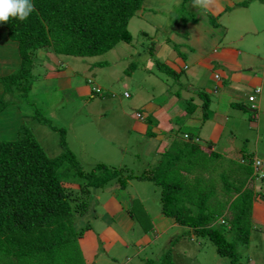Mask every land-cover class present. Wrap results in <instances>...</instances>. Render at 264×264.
Masks as SVG:
<instances>
[{"label": "rangeland", "instance_id": "374dc122", "mask_svg": "<svg viewBox=\"0 0 264 264\" xmlns=\"http://www.w3.org/2000/svg\"><path fill=\"white\" fill-rule=\"evenodd\" d=\"M197 10L200 8L193 6V0H175L170 8L157 16L158 20H163L160 24L150 21L149 16L140 10L129 24L132 43L121 42L107 53L92 57L59 55L53 63L56 65L53 70L42 62L44 53L39 50L32 66L34 87L30 96L25 98L15 89L6 96L11 103L0 113V140L18 138L22 135L19 134L21 130H30L49 156H60L67 148L86 171L102 163L112 169H123L124 175L127 172L149 175L160 170L166 181L185 185L191 182L193 173L201 176L204 171L201 168L208 165V158L201 148L208 147V142L204 141L208 139V131L204 129V139L200 138L201 130L199 133L194 128L195 132H191L184 120L187 115L179 108L182 106L178 98L185 96L187 87L178 83L177 78L189 72L181 71L175 76L158 65L162 61L167 66L168 50L162 48L164 43L173 44L180 55L192 50L186 37L191 38V29L198 28L190 23L199 19V15L194 14ZM153 25H162L165 29ZM1 30L6 33L4 28L0 27ZM165 51L166 58L163 56ZM58 60L64 61L66 67H60ZM183 60L181 57L177 61ZM69 65L67 71L70 70V75L65 73ZM19 67L17 42L0 34V75ZM238 82L227 79L225 84L237 86ZM83 86L87 89L86 95L77 92L78 87ZM97 89H100L99 93L95 92ZM251 90L250 86L241 89ZM258 90L262 93L261 87L254 89ZM3 91L0 84V99ZM250 96L255 97L253 103L259 101L255 92L248 99ZM218 97L213 94V101ZM145 101L158 103L160 116L170 119L152 120L149 110L141 106ZM239 103L232 107L235 110H231L234 127L230 139L235 152L231 153L230 161L235 168L230 190L233 194L245 196L255 194V190L262 186L264 194V179L257 178L254 169L241 162L243 153L251 152L254 158L264 161V110L250 103ZM202 108L204 111V106ZM41 119H46L47 123ZM184 131L195 133L196 138L191 140L188 135L189 139L185 138ZM62 136L67 142L66 148L61 144ZM167 151L171 153L167 154ZM74 168L70 161H66L58 174L72 191L73 202L84 199L88 206L84 212L78 211L74 220V230H83L82 235L67 233L56 243L54 259L45 258L47 255L42 252L12 259L5 252L0 256L2 264L26 263L28 260H45L44 264L47 260H54L55 264H144L148 258L158 261L165 257L176 264H232L227 257L219 255L211 239L190 234L188 227L175 225L172 217L163 214L160 208L161 185L145 178H131L125 184L112 178L105 187L91 188L85 196L82 185L87 183L88 177L75 174ZM223 173L227 175L229 171L223 170ZM201 180L199 177L194 183V189L202 192L197 200L200 204L207 196L212 197L210 192L217 187L224 190L221 180L206 186ZM210 185L214 187L209 188ZM232 203L230 213L222 220L219 218L221 214H217L215 219L219 221L215 223L228 224L229 217L236 216L242 200ZM191 206L194 205L191 203ZM252 221L250 212L243 219L244 226L252 232L250 243L247 246L237 244L236 248L248 264H264V225L252 230ZM237 227L242 224L238 223Z\"/></svg>", "mask_w": 264, "mask_h": 264}, {"label": "trees", "instance_id": "16d2710c", "mask_svg": "<svg viewBox=\"0 0 264 264\" xmlns=\"http://www.w3.org/2000/svg\"><path fill=\"white\" fill-rule=\"evenodd\" d=\"M144 2L145 0H31L34 11L26 19L10 16L7 22H0V27L6 30V33H1L2 30L0 33L17 42L20 53V67L0 75V84L4 90L0 99V113L11 103L6 96L14 89L25 98L30 96L34 87L32 66L39 50L46 47L57 55L92 57L107 53L121 42L130 44L133 36L129 24L143 8ZM158 63L161 69H165L162 67L164 66L165 70H169L164 62ZM95 92L99 93L100 89ZM200 93L205 99L204 116H207L211 100L207 93ZM102 96L104 97V93ZM191 106L193 104L187 107L188 113L192 112ZM41 120L47 123L46 119ZM19 134L22 135L18 138L0 140V256L6 252L7 257L16 259L42 252L47 255H43L45 258L54 259L56 243L65 238L67 233L77 232L74 230L75 216L78 211L84 212L88 206L84 199L73 202L75 198L72 191L60 179L59 168L70 161L75 167V174L88 177L87 183L82 185L85 196L91 188L105 187L112 178H118L122 184L131 178H145L161 185L163 197L160 199V208L164 215L188 227L190 234L211 239L216 244L219 255L227 257L232 264H248L242 260L236 246H247L251 240L243 219L251 212L252 193L245 196L237 194L239 196L236 201L242 200L239 212H236V216L229 217L228 224L222 222L220 225L215 217L221 214L222 206L217 198H213L216 195L214 191L210 192L212 197L205 195V202L200 204L197 200H200L202 192L194 189V185L166 181L165 175L161 177L160 170H154L149 175L129 172L124 175L121 172L123 169H112L102 163L86 171L76 160L75 154L66 148L64 136L61 139V144L66 148L63 154L51 157L32 131L21 130ZM169 153L171 151H167ZM205 155L209 167L211 161L216 164L219 158L215 152ZM248 158L252 160L254 156ZM214 171L218 172V169L214 168ZM219 173L217 180L222 181L223 189L230 190L231 179L228 174L223 171ZM238 223L242 227H237ZM82 233L83 230L77 232L80 236ZM39 261L41 260H28L26 263L14 261V264L45 263V260ZM47 264L55 262L47 260ZM144 264L176 263L165 257L158 261L148 258Z\"/></svg>", "mask_w": 264, "mask_h": 264}, {"label": "crops", "instance_id": "0c3cea01", "mask_svg": "<svg viewBox=\"0 0 264 264\" xmlns=\"http://www.w3.org/2000/svg\"><path fill=\"white\" fill-rule=\"evenodd\" d=\"M173 1L175 0H146L140 12L149 16L150 21L160 24L163 20H158L157 16L163 10L170 8ZM194 14H198L199 19L195 23H190L198 26V28L194 27L191 29L190 32H193L191 38L186 37L187 40H190L192 50L188 51L187 54L180 55L173 44H162V48H165V50L167 48L168 50L167 58L165 57L166 51L163 56L166 58L169 69L162 70L175 76L179 75L181 71L189 72L184 77L181 74V77L177 78L178 83L187 87L185 96L178 98L182 106L179 108L182 113L187 115L184 120L191 132H195L194 128L199 133L201 130L202 135H200V138L204 139L206 135H204V129H207L208 134L206 137L208 139L204 141L208 142V147L202 146L201 148L204 153H217L219 158L216 164L211 161V167H209V163L207 167L203 166L201 169H204V171L201 172V176L193 173L191 182L188 185H194L195 182H198V178L201 177L202 185L206 186L216 181L218 173L223 170L229 171L227 176L230 179L234 175L233 168L235 167L230 161L232 158L231 153L235 152V147L231 144L230 139L233 134V125L231 123L233 120L231 118L234 117L231 110H235L232 107L238 106L239 102H243L250 103L252 104L251 106L264 110V0H212L207 9L200 8ZM156 26L159 27L157 28ZM156 26L154 27L157 29H165L162 25ZM1 33H3V30ZM245 34H251V36H244ZM214 35H217V37ZM171 36L173 37V34ZM209 39L211 40L209 41ZM40 51L45 54H43L42 62L53 70L56 66L53 63L56 62L59 55L46 47ZM155 52L160 55L157 49H155ZM181 57H184V60L178 63L177 60ZM59 65L62 68L66 67L64 61H59ZM69 68L70 65L65 71L68 75H70V70L67 71ZM217 75H219V78L216 77ZM227 79L232 82L234 80L239 81L238 85L233 86L231 83L229 86L226 85ZM245 86H250L253 92L252 90L241 91L243 88L245 90ZM257 87L262 89V93L256 94L259 101L256 103L250 102L248 96L254 94V89ZM77 92L80 95H86L87 89L85 86L78 87ZM200 92L207 93L211 100L207 116H204L203 113L205 112L202 108L205 99L201 97ZM213 94L219 95L214 101L212 99ZM183 98H186L184 100L186 102L183 101ZM190 104H193L191 106L192 112L188 113L187 107ZM141 106H145L149 110L152 120L170 119L167 116H160V110H158L160 106L156 102L147 101ZM243 115L247 117L245 112ZM228 122H230L229 126ZM191 132L184 131V137L189 139L188 137L190 136L191 140L196 138L194 137L195 133ZM156 141L159 144V141ZM219 147L221 148L218 151L217 148ZM251 154L253 152L243 153V156L249 161L250 158L248 157L253 156ZM214 168H217L218 172L214 171ZM208 187L214 186L210 185ZM213 191L217 195V200L221 202L222 211L219 218L222 220L221 218L230 213L232 202L236 201L239 195L233 194L229 189L222 190L219 187ZM252 197L251 215L254 221L251 224L252 230H255L257 227L260 229L261 224L264 225L263 187L260 186L259 190H255V194H252ZM106 216L108 217L109 215ZM173 223L178 225L174 219ZM262 232H264V226ZM145 239L147 242L150 240L146 236Z\"/></svg>", "mask_w": 264, "mask_h": 264}, {"label": "clouds", "instance_id": "9594fccd", "mask_svg": "<svg viewBox=\"0 0 264 264\" xmlns=\"http://www.w3.org/2000/svg\"><path fill=\"white\" fill-rule=\"evenodd\" d=\"M211 3L212 0H193V6L201 9H207ZM32 11L34 5L31 0H0V22H7L10 16L24 20Z\"/></svg>", "mask_w": 264, "mask_h": 264}, {"label": "built area", "instance_id": "2783aa9c", "mask_svg": "<svg viewBox=\"0 0 264 264\" xmlns=\"http://www.w3.org/2000/svg\"><path fill=\"white\" fill-rule=\"evenodd\" d=\"M216 77L219 78V75H217ZM258 92L259 90L255 91L256 94H258ZM126 94L129 95L128 93ZM254 100H255L254 96L249 97L250 102H253ZM242 163H250L252 168L254 169V172L257 178L264 179V161H261L257 158H253L252 160H249V161H247L246 159H243Z\"/></svg>", "mask_w": 264, "mask_h": 264}]
</instances>
